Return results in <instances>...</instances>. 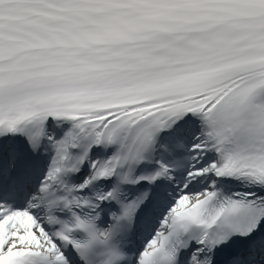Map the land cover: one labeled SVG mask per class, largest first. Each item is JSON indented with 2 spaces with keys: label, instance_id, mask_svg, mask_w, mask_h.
Masks as SVG:
<instances>
[{
  "label": "snow or ice",
  "instance_id": "6c2138e0",
  "mask_svg": "<svg viewBox=\"0 0 264 264\" xmlns=\"http://www.w3.org/2000/svg\"><path fill=\"white\" fill-rule=\"evenodd\" d=\"M0 264H264V0H0Z\"/></svg>",
  "mask_w": 264,
  "mask_h": 264
}]
</instances>
